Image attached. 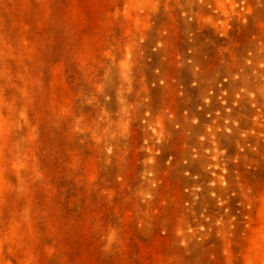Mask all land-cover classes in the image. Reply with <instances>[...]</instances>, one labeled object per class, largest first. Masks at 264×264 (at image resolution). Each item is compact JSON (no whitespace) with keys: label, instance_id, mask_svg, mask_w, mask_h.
<instances>
[{"label":"rangeland","instance_id":"374dc122","mask_svg":"<svg viewBox=\"0 0 264 264\" xmlns=\"http://www.w3.org/2000/svg\"><path fill=\"white\" fill-rule=\"evenodd\" d=\"M0 264H264V0H0Z\"/></svg>","mask_w":264,"mask_h":264}]
</instances>
